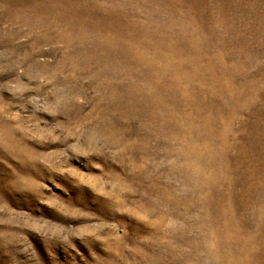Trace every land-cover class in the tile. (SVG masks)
<instances>
[{"label": "rangeland", "instance_id": "374dc122", "mask_svg": "<svg viewBox=\"0 0 264 264\" xmlns=\"http://www.w3.org/2000/svg\"><path fill=\"white\" fill-rule=\"evenodd\" d=\"M0 264H264V0H0Z\"/></svg>", "mask_w": 264, "mask_h": 264}]
</instances>
